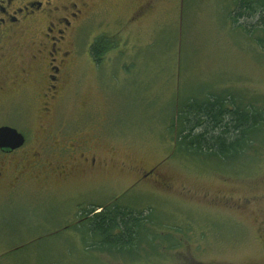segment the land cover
I'll return each instance as SVG.
<instances>
[{"label":"rangeland","instance_id":"rangeland-1","mask_svg":"<svg viewBox=\"0 0 264 264\" xmlns=\"http://www.w3.org/2000/svg\"><path fill=\"white\" fill-rule=\"evenodd\" d=\"M97 4L44 121L32 97L2 108L30 126L32 151L68 168L28 170L0 189V264H264V143L233 160L192 157L177 152L170 128L181 105L209 93L264 111V51L228 18L233 1L94 0L89 9ZM102 35L116 48L98 65L90 46ZM151 170L168 190L143 176ZM113 204L151 212L152 245L125 257L87 247L75 230L84 210Z\"/></svg>","mask_w":264,"mask_h":264},{"label":"flooded vegetation","instance_id":"flooded-vegetation-1","mask_svg":"<svg viewBox=\"0 0 264 264\" xmlns=\"http://www.w3.org/2000/svg\"><path fill=\"white\" fill-rule=\"evenodd\" d=\"M93 1L0 0V128L15 129L24 137L21 147L0 146V189L16 186L19 177L28 170L38 176L47 173L43 168H48L59 176L68 168L66 164L54 167L42 153L32 151L28 145L30 126L25 122L19 128L2 114V108L18 105V100L32 105V97L38 106L40 120L44 121L50 114L51 107L71 82L72 71L80 58L76 36L90 14L99 8L97 4L89 9ZM46 135L55 134L48 132ZM72 142L78 143L81 149L87 147L86 141L80 138ZM80 160L88 164L85 153L80 155ZM95 162L93 157L91 165ZM150 173L153 183L164 190L170 188V184L153 170L143 176Z\"/></svg>","mask_w":264,"mask_h":264},{"label":"trees","instance_id":"trees-1","mask_svg":"<svg viewBox=\"0 0 264 264\" xmlns=\"http://www.w3.org/2000/svg\"><path fill=\"white\" fill-rule=\"evenodd\" d=\"M232 1L234 9L228 18L264 51V0ZM245 17L255 19L251 26L239 25ZM115 48V40L102 35L94 39L90 54L100 65ZM172 123L176 126V130L172 125L170 128L176 134L177 152L187 156L233 160L264 143V111L241 107L230 96L209 93L200 100L191 98L178 108ZM83 214L75 230L90 249L125 257V253H134L140 242L152 245L158 237L150 228L151 212L113 204L93 206Z\"/></svg>","mask_w":264,"mask_h":264},{"label":"water","instance_id":"water-1","mask_svg":"<svg viewBox=\"0 0 264 264\" xmlns=\"http://www.w3.org/2000/svg\"><path fill=\"white\" fill-rule=\"evenodd\" d=\"M24 137L15 129L9 127L0 128V146L3 148L14 149L21 147Z\"/></svg>","mask_w":264,"mask_h":264}]
</instances>
